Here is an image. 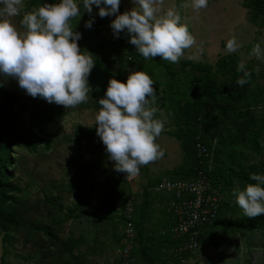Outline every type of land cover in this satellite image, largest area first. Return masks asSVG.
Here are the masks:
<instances>
[{"label": "rangeland", "instance_id": "rangeland-1", "mask_svg": "<svg viewBox=\"0 0 264 264\" xmlns=\"http://www.w3.org/2000/svg\"><path fill=\"white\" fill-rule=\"evenodd\" d=\"M59 2L23 0L21 14L10 21L24 32L20 22L25 13ZM77 3L81 16L70 24L81 34L77 41L81 52L95 62L88 77L86 103L66 108L34 98L19 87L18 80L0 72V133L16 132L49 142L37 144L32 152L15 136L5 137L13 144L9 171L19 192L14 194L16 202L1 208L0 214L15 212L22 226L8 231L0 228V264H119L128 214L137 232L133 264H148L146 258L153 264H264V227L252 231L240 224L246 215L236 203L234 189L244 190L245 180L235 178L221 190L224 207L219 223L205 234L196 252L182 257L167 231L166 201L153 188L155 181L177 177L191 165L177 134L183 128L184 114L202 107L201 102L193 101L191 90H204L208 81L218 90L219 117L214 126L223 134L232 131L225 111L235 109L239 118L246 111L253 116V126L243 142L229 144L231 155L226 158L249 177L260 175L264 162V54L258 58L252 49L259 43L264 53V27L252 0H208L207 7L199 10L191 7V0H163L160 14L176 11L196 40L178 63L159 56L145 60L130 43L127 29L117 36L111 24L120 11L102 18L99 7L93 5L89 14L82 0ZM135 6L134 0H121L125 11ZM90 20L92 27H85ZM233 36L239 48L229 53L226 44ZM225 57L231 58L229 68L221 65ZM241 62L244 71L251 73L243 86L237 84L243 75L237 70ZM196 66H207L210 71H198ZM134 71H143L153 80L156 102L152 106L158 109L154 118L164 122L156 143L164 155L140 166L139 174L127 179L126 173L114 170L115 162L108 158L97 135L95 116L109 81L115 78L126 83ZM41 227L49 228L51 234L38 230Z\"/></svg>", "mask_w": 264, "mask_h": 264}, {"label": "clouds", "instance_id": "clouds-1", "mask_svg": "<svg viewBox=\"0 0 264 264\" xmlns=\"http://www.w3.org/2000/svg\"><path fill=\"white\" fill-rule=\"evenodd\" d=\"M136 6L118 15L111 24L114 33L127 29L130 43L145 58L161 57L178 63L184 50L191 48L195 37L187 25L180 23L179 14L168 9L163 14V0H134ZM104 7H100L101 5ZM89 14L92 6L99 7V16L114 15L120 0H82ZM208 0H191L196 10L205 8ZM188 5H182L187 7ZM23 0H0V72L18 80L19 87L32 97H41L49 103L74 108L88 100V77L95 66L91 55L81 52L77 43L81 34L75 32L70 21L81 16L77 0L45 3L23 15L18 31L10 18L21 14ZM85 27L91 28L92 21ZM239 48L236 37L227 40L226 51ZM202 51V49H201ZM252 54L262 56L260 44L254 45ZM241 62L238 71L243 75L237 84L243 86L251 76ZM153 80L143 71H134L121 82L109 81L105 97L99 99L100 110L95 116L97 135L106 146L108 158L114 161V170L131 179L139 174L140 166L163 157L164 152L156 138L164 130V122L155 119L158 111ZM256 184L244 190L234 189L236 203L249 218L264 215V175L252 174Z\"/></svg>", "mask_w": 264, "mask_h": 264}, {"label": "trees", "instance_id": "trees-1", "mask_svg": "<svg viewBox=\"0 0 264 264\" xmlns=\"http://www.w3.org/2000/svg\"><path fill=\"white\" fill-rule=\"evenodd\" d=\"M252 3L256 14L261 20V25L264 27V0H252ZM119 11L122 14L126 12L121 7V0ZM221 65L225 68L231 67V58H222ZM196 67L198 71H204L206 73H209L210 71L207 66ZM217 94L218 90H216L209 81L205 84L204 90L198 89L197 87H193L191 90V97L194 99L193 101L196 104L201 102L202 107H195L184 114L182 122L183 128L179 130L177 134V138L181 141L182 146L191 161V165L184 173L174 178H189L195 174V168L197 167L195 144L197 141H200L212 153L210 162L201 168L206 172L214 187L221 193V190L229 186L235 178L245 180L247 185L255 184L242 168L238 167V169H234L232 162L226 158V155H231V151H228L229 144H240L243 142L244 135L253 126L254 118L249 114V111H246V116L244 114L240 118L237 117L239 116V113L235 109L225 111L224 117L227 120H231L232 131H229L227 135L223 134L214 126L219 117ZM9 134L19 139L24 147L32 152L36 151L37 144L39 143L49 145V142L44 141L42 138H35L32 140L29 137L16 132L0 133V209L7 204L15 203L16 200L14 194L19 192L17 185L12 182L13 174L9 171V167L12 163L10 153L11 148L13 147L11 142L5 140V137ZM259 172L260 175H264V162L261 164ZM155 182H151V184H155ZM261 186L264 187V185ZM223 207L224 203L221 202L219 217L211 228L219 223ZM240 224L244 228L258 231L264 227V215L255 218L245 216L240 220ZM21 226L22 222L15 212L0 214V228L2 230L8 231L10 229H17ZM211 228L206 229L205 234H207ZM38 230L46 231L49 235L51 234L50 229L46 227H41ZM174 243L175 242L172 240L171 244L174 245ZM146 260L148 264H153L150 258H146Z\"/></svg>", "mask_w": 264, "mask_h": 264}, {"label": "built area", "instance_id": "built-area-1", "mask_svg": "<svg viewBox=\"0 0 264 264\" xmlns=\"http://www.w3.org/2000/svg\"><path fill=\"white\" fill-rule=\"evenodd\" d=\"M211 156V151L197 141L195 174L189 178L163 177L153 187L156 192L169 197L170 225L167 231L180 257L191 255L199 249L205 238V230L211 228L219 217L221 193L201 168L210 162ZM136 236L134 223L128 214L125 217L119 264H133L132 245Z\"/></svg>", "mask_w": 264, "mask_h": 264}, {"label": "crops", "instance_id": "crops-1", "mask_svg": "<svg viewBox=\"0 0 264 264\" xmlns=\"http://www.w3.org/2000/svg\"><path fill=\"white\" fill-rule=\"evenodd\" d=\"M162 196H163V199L166 201V204H167V206L169 208V197L167 195H162ZM167 211H168V218L167 219H169L168 220V223L170 225V213H169V209H167Z\"/></svg>", "mask_w": 264, "mask_h": 264}]
</instances>
